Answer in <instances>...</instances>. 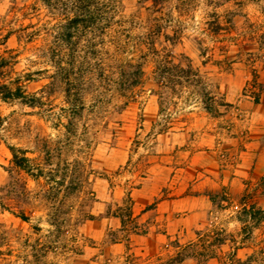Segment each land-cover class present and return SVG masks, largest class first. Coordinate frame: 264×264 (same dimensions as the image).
Here are the masks:
<instances>
[{"label": "rangeland", "instance_id": "1", "mask_svg": "<svg viewBox=\"0 0 264 264\" xmlns=\"http://www.w3.org/2000/svg\"><path fill=\"white\" fill-rule=\"evenodd\" d=\"M111 5L68 49L42 0H0V56L27 95L0 100V264H264V167L239 158L264 108V0ZM204 152L209 206L158 238L134 194L167 165L198 200Z\"/></svg>", "mask_w": 264, "mask_h": 264}, {"label": "crops", "instance_id": "2", "mask_svg": "<svg viewBox=\"0 0 264 264\" xmlns=\"http://www.w3.org/2000/svg\"><path fill=\"white\" fill-rule=\"evenodd\" d=\"M250 132L247 135L245 143V151L240 154L241 165L249 164L255 158H257L256 169L261 172L264 167V108L255 109L251 115V126L249 128ZM204 165L206 167V172L202 175L203 180L199 182L202 186L203 193L197 200L194 197L184 193L185 181L180 177L178 180L175 176H172V169L165 165L164 167H159L164 169V179L160 182L156 180L155 187L159 185V189L149 188L146 189L142 187L134 194L133 211L134 217L138 222H144L148 218L151 219L152 224L151 229H162L159 232L158 238L167 237L171 235L173 229L179 228L183 223L188 222L189 218L193 217L198 211L196 210V205L201 203L204 206V211H206L210 202L208 196L211 191L212 183L210 180V172L208 168L212 167V161L210 156L204 152ZM209 156V157H208ZM169 160L165 159V164H169ZM175 183L177 193L174 198V192H168L167 189H174L172 185ZM211 183V184H210ZM188 186V184H187ZM164 189L163 193L162 190ZM157 202L153 209L144 210L147 205H151ZM190 204L193 206L191 207ZM190 206V207H189ZM201 210L200 212H202ZM185 227V226H184ZM164 234V235H163ZM149 234L146 235L148 237ZM160 236V237H159ZM157 238V239H158ZM161 239V238H160ZM159 243V239H158Z\"/></svg>", "mask_w": 264, "mask_h": 264}, {"label": "trees", "instance_id": "3", "mask_svg": "<svg viewBox=\"0 0 264 264\" xmlns=\"http://www.w3.org/2000/svg\"><path fill=\"white\" fill-rule=\"evenodd\" d=\"M42 3L51 14H56L55 16L61 21L60 26H58L57 40L68 49L76 45L74 40L81 31L85 33L92 28L88 26L90 20L107 14L112 6V0H42ZM11 34L12 32L10 31L4 36L0 35V44H4ZM35 35V31L27 32V29H23L17 36V41L19 44H28L32 42ZM13 53L14 51H5L0 56V100L4 102L15 100L25 102L27 99L25 88L18 82V79L11 77V72L17 64V56ZM132 81L130 87L135 86L137 83L135 76ZM33 101L35 100L26 103L33 105ZM10 151L13 156V164L17 168L30 173V169L27 166L29 160L24 156V153L22 154L21 152L22 155L19 156L14 148H11ZM36 170L40 174V169L36 168ZM19 216L21 218L25 217L23 213H19ZM183 260L180 255H177L170 260V264H181Z\"/></svg>", "mask_w": 264, "mask_h": 264}]
</instances>
